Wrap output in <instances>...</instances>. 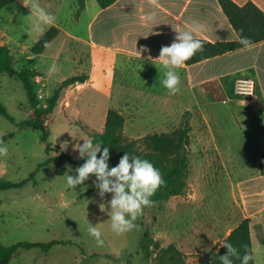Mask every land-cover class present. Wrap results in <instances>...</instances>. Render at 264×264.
<instances>
[{"label": "rangeland", "instance_id": "obj_1", "mask_svg": "<svg viewBox=\"0 0 264 264\" xmlns=\"http://www.w3.org/2000/svg\"><path fill=\"white\" fill-rule=\"evenodd\" d=\"M77 1L13 0L0 10V47L9 48L15 71L32 70L39 108L64 80L86 77L84 83L61 91L53 112L45 117L48 135L44 140V132L19 126L34 116L22 83L7 73L0 74V104L12 118L0 114V137L11 135L4 144L8 154L0 157V179L10 183L26 180L22 187L0 190V245L55 242L47 252L18 249L9 264H154L157 250L168 245L179 250L184 264H197L222 243L240 217L233 186L240 174L250 173L253 167L248 150L240 145L252 136L246 105L233 95L236 99L210 109L224 127L226 140L233 146L230 151L238 152L243 163L240 168L244 170L227 172L215 158L213 145L198 140L200 120L191 112L203 102L194 96L183 72L174 69L180 76V92L169 95L162 84L167 71L163 66L140 65L143 63L137 60L90 49L84 40L99 7L96 0H88L87 9L78 12ZM33 3L55 21L41 23L37 30L38 14H31L30 9ZM51 26L58 29L57 37L41 55L32 56L30 48ZM108 110L124 117L122 136L126 140L171 133L183 125L190 130L183 195L145 207L134 222L137 227L120 235L111 229L112 194L98 195L94 175L76 188L67 186V177L77 175L75 169L81 166L76 164L81 158L75 145L82 146L91 134L102 132ZM65 141L68 147L61 151ZM221 150L229 152L226 147ZM49 158L51 162L36 171ZM89 223L102 233L103 246L89 235ZM252 223L254 264H264L260 243L264 236L256 229L257 221ZM143 235L151 240L148 254L140 249Z\"/></svg>", "mask_w": 264, "mask_h": 264}, {"label": "crops", "instance_id": "obj_2", "mask_svg": "<svg viewBox=\"0 0 264 264\" xmlns=\"http://www.w3.org/2000/svg\"><path fill=\"white\" fill-rule=\"evenodd\" d=\"M232 1L238 5L251 1L264 12V0ZM87 7L88 0L84 10ZM149 16L152 19H148ZM88 29V36L84 41L93 51L126 57L143 63L140 65L151 66H163L161 61L156 60L161 47L169 46L178 33L191 32L194 38L209 42L237 39L216 0H156L155 4L151 0H116L106 8H96ZM145 48L147 51H142ZM176 70L183 72L187 85L194 90V96L201 98L204 104L201 107L198 105V109L191 112L197 114L200 120L199 130L201 129L202 134L198 140L213 145L212 148L217 150L215 158L225 166L227 172L237 171L243 163L239 161L238 152L230 151L233 146L226 140L224 127L210 109L216 104H224L239 97L233 92L236 77L245 76L255 82L254 100L239 97L242 98L240 102L246 105V123L250 124L252 134L250 142L243 140L240 145L248 150L247 159L251 160L253 167L250 173L240 174L233 186L240 217L226 233L227 236L242 220L249 219L252 243L253 221H257L256 229L264 236V175L258 172L260 155L264 151V42L191 66L183 64ZM207 83H215L218 101H214L202 88ZM238 129L241 131V128ZM219 143H222L223 148L229 149L230 153L223 152ZM242 158L246 162L245 157ZM228 165L232 167L227 168Z\"/></svg>", "mask_w": 264, "mask_h": 264}, {"label": "trees", "instance_id": "obj_3", "mask_svg": "<svg viewBox=\"0 0 264 264\" xmlns=\"http://www.w3.org/2000/svg\"><path fill=\"white\" fill-rule=\"evenodd\" d=\"M116 0H96L100 8H106L112 5ZM223 15L236 33L237 39L234 41L209 42L204 39H198L203 42L204 50L197 52L191 59L184 63L185 66H191L202 61L222 56L226 53L235 52L246 48L240 43L242 37L247 38L252 46L264 42V12L260 10L253 2L248 1L243 5H238L232 0H216ZM13 0H0V10L11 4ZM78 12H82L85 8L86 0H78ZM58 29L55 26L48 28L40 39L32 45L30 53L32 56L41 55L50 43L57 37ZM7 73L22 83V86L27 94L31 108L34 110V116L19 123L20 127H31L44 132V140L47 139V128L45 126V117L51 114L57 105L60 93L64 88L75 86L77 83H84L85 76L70 77L59 85L54 90L52 96L46 100L43 108H39V100L35 90L32 70L21 69L14 70V61L6 45L0 47V74ZM202 88L214 100L219 98L216 94L215 83H207ZM0 114L8 120L12 118L5 112L0 104ZM125 119L115 110H108L105 115L104 127L102 132L91 134L88 139H91L93 144H101V152L105 147L109 149V159L107 161L109 169L118 165L120 158L127 152L147 159L160 170L163 178V185L150 198L154 202L183 195L186 187L185 177L188 171V154H189V128L186 125L172 131L171 133H154L146 135L139 139L126 140L122 136ZM11 135L1 136L0 141L3 145ZM50 144H46V152H49ZM58 151V150H57ZM99 158V153L97 154ZM63 159L67 158L73 162L65 154L60 155ZM51 162L47 159L45 162L38 165L36 171L41 167ZM85 162L81 159L76 164L82 165ZM260 175H264V151L260 155L258 166ZM30 175V179L33 177ZM26 183L21 181L18 183L4 182L0 179V190L15 189L22 187ZM230 242L235 246L241 256L244 255L245 249L252 254V243L250 235V220H242L229 234L224 238L221 244H218L214 249L210 250L205 259L200 260L197 264H221L218 256L224 255L226 249L223 247L225 242ZM151 240L146 235L140 239V249L148 254V246ZM260 243L264 246V239H260ZM55 242L47 244L41 243H17L9 247L0 245V264H9L12 255L18 249L39 248L42 252H47ZM154 264H184L181 260V253L175 246L168 245L166 248H159L155 254ZM234 264H241L240 260L233 258ZM249 264H254V259L249 261Z\"/></svg>", "mask_w": 264, "mask_h": 264}, {"label": "clouds", "instance_id": "obj_4", "mask_svg": "<svg viewBox=\"0 0 264 264\" xmlns=\"http://www.w3.org/2000/svg\"><path fill=\"white\" fill-rule=\"evenodd\" d=\"M155 4L156 0H151ZM28 7L26 4H24ZM31 14H38L36 29L39 30L40 24H51L55 17L47 13L38 4L33 3L30 7ZM148 19H152L151 16ZM240 43L247 47L250 41L242 37ZM203 42L195 39L191 32L178 33L175 40L169 46H162L158 59L163 67L167 69L163 86L168 89L169 95H176L180 92V76L174 71L186 61L191 59L197 52H202ZM147 51V49H142ZM151 60V57H149ZM55 70V69H53ZM68 142L61 144V151L66 150ZM75 151H78L79 157L85 162L75 169L77 175L67 177V186L76 188L84 184L90 176H95L94 186L99 190L98 195L103 198L105 194L111 193L112 198L109 201L111 208V229L117 235L131 231L136 228L134 223L137 218L143 214L145 207L154 206V201L150 198L163 185L162 174L153 163L139 156L125 153L119 160L117 166L109 169V149L105 147L101 152V144H93L91 139L84 140L83 145H75ZM99 158H98V155ZM8 148L0 141V157L7 156ZM101 211L105 210V205H100ZM88 233L95 238L98 246H103L104 241L101 238L100 230L89 223ZM223 247L227 250L224 255L218 256L221 264H234L233 258L240 260L241 264H249L253 260L252 254L245 249L243 256L239 250L230 242H225Z\"/></svg>", "mask_w": 264, "mask_h": 264}, {"label": "built area", "instance_id": "obj_5", "mask_svg": "<svg viewBox=\"0 0 264 264\" xmlns=\"http://www.w3.org/2000/svg\"><path fill=\"white\" fill-rule=\"evenodd\" d=\"M233 92L236 96L246 100H254L256 98L254 80L245 76L236 77L233 83Z\"/></svg>", "mask_w": 264, "mask_h": 264}]
</instances>
